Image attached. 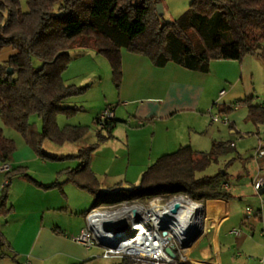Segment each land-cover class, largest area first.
<instances>
[{
	"label": "trees",
	"instance_id": "obj_1",
	"mask_svg": "<svg viewBox=\"0 0 264 264\" xmlns=\"http://www.w3.org/2000/svg\"><path fill=\"white\" fill-rule=\"evenodd\" d=\"M162 1L27 0L28 8L24 10L21 0H0V52L8 47L14 50L0 63V115L4 123L18 130L43 158H56L43 149L45 139L62 145L87 135L89 125L60 127L57 121L59 114L72 116L82 110L66 105L65 100L89 88L64 81L63 73L74 49L93 48L106 56L118 87L122 48L146 56L157 67L173 62L203 73L209 72L211 61L216 59L241 61L248 55H258L264 62V0H192L187 10L169 21H162L163 15L158 13ZM8 67L14 69L13 74L7 72ZM242 102L249 104L250 116L256 122L264 123V105L250 104L251 99ZM232 110L221 108L219 113ZM33 115L42 119V130L31 122ZM93 121L99 126L97 141L79 150L77 167L65 170L69 182L93 196V207L175 194L187 195L198 203L234 198L223 186L227 172L197 175L226 152L223 141H214L208 152L197 151L190 144L180 146L159 156L143 172L139 184L103 190L91 167L92 155L100 143L114 137L118 120L102 121L96 116ZM15 149V141L0 127V163ZM15 175H24L45 189L58 188L64 195L59 180L42 185L26 167L7 173L9 180ZM8 191L9 183L0 198V245L7 242L1 217L13 211L8 206ZM132 263V259L125 258L118 264Z\"/></svg>",
	"mask_w": 264,
	"mask_h": 264
},
{
	"label": "crops",
	"instance_id": "obj_2",
	"mask_svg": "<svg viewBox=\"0 0 264 264\" xmlns=\"http://www.w3.org/2000/svg\"><path fill=\"white\" fill-rule=\"evenodd\" d=\"M2 51L5 52V55L1 57V61H6L14 54V50L10 47ZM122 56L125 67L127 63L123 52ZM127 62H129L128 76H133V78L130 86H122L119 98L122 104L131 106V108L126 110L125 115L117 116L114 103L108 102L100 113L96 114V116H101L103 111L110 107L118 122L113 131L114 137L100 143L95 151H133L128 153V157L131 155L134 157L133 159L129 158L127 173L131 174L130 177L128 176L130 181L137 182L143 172L162 154L174 152L180 146L187 144L197 151L208 152L214 141H223L221 134L225 127L232 135L241 134L238 128L246 122H251L247 133L257 141L253 148L245 146L246 153L244 155L250 161L248 166L244 165L243 167L245 170L243 176L249 179V188L248 183L242 184V186H232L225 182L224 186L234 198L201 202L204 232L196 241L195 250L188 255L191 260L184 263L258 264L264 255V193H261L264 187L259 192L252 189L253 183L258 178H264V123L256 122L250 116L249 104L240 102L251 99L250 104L253 105L264 103V100L258 102L259 98H256L260 91L256 77L259 75L263 78L264 62L258 55H248L241 61H232L238 68V73H235L234 76L215 73L221 84L230 85L228 86L230 90L241 84L244 100L235 97L232 94L233 89L229 95L226 88H221L219 92L212 94L208 85L213 77L211 64L209 72L203 73L185 69L173 62L164 67H157L149 59L138 54L128 55ZM140 64L150 73L143 81L141 77L144 76V73L136 75V72L139 73L137 68ZM126 89L129 95L127 97L123 96ZM222 91H225L223 95H221ZM236 98L238 100H235ZM77 99L78 97L68 98L65 100V104L79 106L83 111L84 108ZM236 101L240 103L238 107H234ZM215 106L217 112L221 108H233L228 113L223 112L230 119L228 125L212 122L211 113H216L214 112ZM96 116L92 117V121ZM87 124L88 122H73V124L59 125L65 127ZM185 128L187 129L186 135L182 134ZM84 139L86 136L80 142ZM93 139L91 137L86 144L78 145L76 150L79 151L83 146L89 145L88 142H94ZM227 141L231 147L236 146L232 140ZM21 145L23 148L20 147V151H15L5 161L11 166L10 171L18 167H26L40 184H52L51 178L54 174L47 179L49 176L46 178L45 174L47 173H44V171H48V175L52 174L51 169H46L47 162L39 166L44 174L34 173L35 170L31 163H37L38 158L34 151L22 141ZM238 155L241 156V154ZM132 165L134 166L131 167ZM8 183V206L12 207L13 211L7 216L1 217V230L7 242L0 245V264L120 263L121 259L103 257L101 248L96 246L86 248L74 240L73 237L79 235L86 227L84 213L87 214L93 208V204L87 208L78 199L79 192H84L83 190L73 183L65 181L63 195L58 189H45L24 175H15L9 180L7 173L0 172V198L3 187ZM231 189L237 192H232ZM70 193L73 194V197ZM244 199L249 200L252 205H256V211L253 208L248 210L249 206H247L248 213L246 212L245 215L235 214V209L239 204L235 202L237 200L241 202ZM233 216H237V221L228 228L227 233L234 239L227 238L224 234L221 238L226 241L225 246L231 245L234 251L237 250L241 259L234 261L231 258L233 253L231 255L230 252H227L230 259L224 263L217 245L218 230L225 220ZM236 227L242 231L239 236L232 233ZM212 229L213 236L210 242L203 247L202 243L210 237Z\"/></svg>",
	"mask_w": 264,
	"mask_h": 264
},
{
	"label": "rangeland",
	"instance_id": "obj_3",
	"mask_svg": "<svg viewBox=\"0 0 264 264\" xmlns=\"http://www.w3.org/2000/svg\"><path fill=\"white\" fill-rule=\"evenodd\" d=\"M22 6L24 10H27V0H21ZM192 0H163L161 3L163 5V17L162 21H169L174 20L178 18L185 10H187L190 6V3ZM122 52L125 57V64L124 67V60L122 56V78L120 82V86L118 87L117 82L115 81L113 71L111 64L106 56L99 54L96 52L93 48H87V49H74L71 51L72 54V60L70 62V65L67 70L63 73L64 81L67 85H74L78 87L82 86H88L89 88L81 95L73 96L71 98L78 97L77 101H79L80 105L83 106L84 110L78 112L75 115L67 116L64 114H59L57 121L58 124H66V123H79V122H88L87 125H89L91 128L89 132L86 135V139L82 140L81 142H66L62 145L57 144L53 142L50 139H45L43 141V149L46 153L49 155L56 157H41L39 156L32 147L28 144L24 136L15 128L8 126L4 123L1 115H0V127L3 129L4 134L13 139L16 144L15 151H20V147L23 148L21 145V141L28 146L31 150L34 151L38 158L37 163H31L34 173L36 174H45L46 178L49 179L53 174V177L51 178L52 182H55L57 180L63 182L68 181V175L66 173V169L68 168H75L79 165V158H77V154L79 153L78 150H76V147L78 145L86 144L87 141L92 137L94 138L95 143L97 141V129L98 125L92 121V117L96 116V114L100 113L101 109H103L108 102H113L115 109H117V116L125 115L126 110L131 108V106H125L122 104L119 96L121 94V88L122 86L127 87L131 85V81L133 76H128V63L127 57L130 54H134L126 50L125 48H122ZM5 55V52H0V63L1 57ZM143 56V55H142ZM146 57V56H144ZM147 58V57H146ZM148 59V58H147ZM150 61V60H149ZM223 61V62H221ZM233 59H216L211 61V68H212V75L211 81L208 84L211 88L212 94L219 92L221 88H226L228 95L232 94L235 97H240L242 100H244V93L243 89L241 87V84H238L234 86L231 90L229 89L226 84H221L219 79L216 77L215 73H219L221 75H228V76H234L235 73H238V68L236 64L232 63ZM239 61V60H237ZM151 62V61H150ZM152 63V62H151ZM263 66V64L261 63ZM126 70V71H125ZM136 72L137 74L142 75L144 73V76L141 77L142 81L146 80V76H149L150 73L147 71L146 68H143L142 65L137 68ZM126 75V77H125ZM127 81V82H126ZM256 82L260 88V91L258 93V102L264 100V76L263 78L261 76L256 77ZM123 93V96L127 97L129 96L126 92ZM235 100H238V99ZM239 101H236L235 105H239ZM216 106L214 107V112L216 110ZM183 119V118H182ZM71 120V121H70ZM183 121V120H182ZM31 122L35 123L36 126L42 130L43 128V121L42 119L37 116L33 115L31 117ZM92 122V125H91ZM219 125H222L221 123H216ZM251 126V122L244 123L241 127L238 129L241 131V134H230L227 130L228 128H224L222 130L221 138L224 142H226V152L219 155L217 160L212 161L211 164L208 166L207 169H205L202 172H198V176L203 175H213L218 171L227 172L229 173L227 179L225 182H228L232 184V186H242V184H247L249 182V179H246L245 176H243L245 170L244 165H247L250 159L248 157H245V146L247 145V148H253V146L256 144L257 141L256 138L248 135V127ZM96 133V134H95ZM187 129L185 128L182 134L186 135ZM183 136V135H182ZM233 136V137H232ZM227 140H232L235 143V147H231L229 142ZM91 142H88V144H92ZM210 148V147H209ZM14 151V152H15ZM133 151H94L92 155L91 160V167L96 172L98 176V180L100 182V186L103 190H108L111 188H114L115 186H122V187H131L132 184H139L140 179L137 182L130 181V172L127 173V170L129 169V158L133 159L134 156L131 155V157H128V153H132ZM141 152V151H140ZM171 152V151H170ZM135 153V151H134ZM133 153V154H134ZM238 154H241L239 156ZM119 157H116V156ZM47 162V170L51 169L52 174L48 175V171H43L39 169V166L42 165V163ZM132 165L131 167H133ZM248 166V165H247ZM57 171V172H56ZM241 175V176H240ZM129 176V177H128ZM129 178V179H127ZM224 186V185H223ZM226 189V187L224 186ZM249 188V183H248ZM247 188V189H248ZM58 189V188H54ZM59 190V189H58ZM77 190V189H76ZM254 190V187L252 189ZM60 191V190H59ZM79 191V190H78ZM84 191V190H83ZM232 192H237L236 190L231 189ZM61 192V191H60ZM80 195H78V199L82 201L85 205L90 207L93 204V196L89 194L88 192H79ZM72 194V193H70ZM73 197V194L71 195ZM184 198L185 200H192L190 197L184 194H175L171 196L170 198H164L162 203L169 202L173 199L178 198ZM152 199V198H151ZM150 199V200H151ZM141 201V200H135L132 202L129 201H123L120 203H113V204H101L97 205L95 207L100 208L101 210H109V211H115L119 210L123 207H129L134 204L137 205H148L149 201ZM237 200L235 203L237 204V208L235 209V214H246L247 210L246 207L249 206V208L252 210L257 209L256 205H252V203L249 200ZM196 202V201H195ZM198 203V202H197ZM201 204L202 203H198ZM94 208V207H93ZM248 213V212H247ZM198 216L201 218L203 216L202 210L199 211ZM4 217V216H3ZM237 221L236 217H231L225 220L218 230V238H217V245L218 250L222 254L223 262L226 263L229 258L228 253L230 252L232 255V259L234 261H237L238 259H241L238 255L237 250L234 251V248H232L231 245H226V241L221 238L222 234H224L225 237H229L231 239H234L233 236L229 235L227 233V230L230 226L234 224V222ZM236 229H239V227H236ZM197 233L194 235L195 241L198 240L200 237L199 229L197 228ZM245 232V231H244ZM213 229L211 230L210 237H208L203 243L202 246L204 247L208 242H210L211 237L213 236ZM96 247L101 248L103 251V247H100L96 245ZM211 252V251H210ZM115 262L114 260H112ZM111 262V260H110Z\"/></svg>",
	"mask_w": 264,
	"mask_h": 264
},
{
	"label": "built area",
	"instance_id": "obj_4",
	"mask_svg": "<svg viewBox=\"0 0 264 264\" xmlns=\"http://www.w3.org/2000/svg\"><path fill=\"white\" fill-rule=\"evenodd\" d=\"M224 93L225 91H222L221 95ZM100 118L102 121L113 119V109H105ZM211 119L213 123L224 125L230 123L228 115L219 112L211 113ZM10 170L11 166L8 163H0V172L8 173ZM253 186L259 192L264 187V178H258ZM163 200L162 197L155 196L148 205L134 204L125 207H136V211L105 221H99L98 216L105 212L115 211L94 207L86 214V227L73 238L86 248L96 245L103 247V257L121 260L128 258L133 260L132 264H178L190 261L191 257L188 255L195 250L197 240L195 241L194 235L198 231L197 229L189 230L193 218L184 219L185 216L180 215L181 208L175 203L177 199L162 203ZM248 210L251 209L248 208ZM122 218L128 222L127 229L119 232L104 230L103 225L106 221H116ZM232 233L239 236L242 231L233 229ZM168 248L176 253V258L168 254ZM258 264H264V255Z\"/></svg>",
	"mask_w": 264,
	"mask_h": 264
},
{
	"label": "bare ground",
	"instance_id": "obj_5",
	"mask_svg": "<svg viewBox=\"0 0 264 264\" xmlns=\"http://www.w3.org/2000/svg\"><path fill=\"white\" fill-rule=\"evenodd\" d=\"M175 203H177L178 207L181 208L180 215L185 216L183 217L184 219L186 217H191V219L193 218L191 220L189 230L198 228L201 236L204 232L203 216L200 218L198 214L199 211L201 210L203 212V205L193 202L191 200H185L182 197L175 200ZM132 211H136V207L133 208L124 207L123 209L115 210V212H105L98 216V220L105 221L111 218H116L118 216L127 214Z\"/></svg>",
	"mask_w": 264,
	"mask_h": 264
},
{
	"label": "water",
	"instance_id": "obj_6",
	"mask_svg": "<svg viewBox=\"0 0 264 264\" xmlns=\"http://www.w3.org/2000/svg\"><path fill=\"white\" fill-rule=\"evenodd\" d=\"M157 8H158L159 15L162 16L163 15V5H162V3H159ZM7 72L9 74H13L14 69L12 67H8ZM261 193L262 194L264 193V189L262 190ZM103 227H104V230L107 231V232H119V231H122V230H125V229L128 228V222H127V220L125 218H122V219H119V220H116V221H106L104 223ZM167 252L173 258L177 257L176 253L172 249L168 248Z\"/></svg>",
	"mask_w": 264,
	"mask_h": 264
}]
</instances>
